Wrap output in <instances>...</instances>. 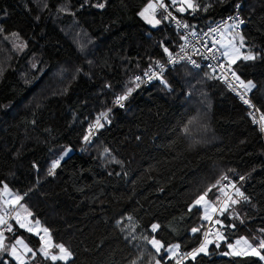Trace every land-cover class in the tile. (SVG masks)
Instances as JSON below:
<instances>
[{"label":"trees","instance_id":"16d2710c","mask_svg":"<svg viewBox=\"0 0 264 264\" xmlns=\"http://www.w3.org/2000/svg\"><path fill=\"white\" fill-rule=\"evenodd\" d=\"M209 1L186 14L171 5L201 29L241 0ZM149 2L0 0V54L13 37L20 41V51L3 68L0 57V186L20 192L33 218L73 255L65 262L44 257L38 235L15 225L10 238L22 235L37 254L31 262L10 258L9 264H153L157 259L176 264L178 253L168 259L165 248L179 245L190 253L205 240L202 209L189 208L225 175L233 181L245 177L239 189L247 200L213 219H220L216 224L226 238L219 249L212 244L207 254L181 264H264L253 255L223 254L227 241L246 236L258 245L259 236L264 239V137L245 106L209 70L183 63L136 89L124 108L103 121L95 140L80 149L88 127L118 95L128 93L135 73L163 58V46L171 49L181 40L164 14L153 25L140 15ZM242 13L241 33L257 58L240 59L234 68L240 79L253 81L252 96L264 113V0H243ZM70 27L91 43L87 57L94 66L72 80L71 72L63 75L61 93L41 92L56 89L58 84L47 81L53 83L50 74L61 65L86 66ZM204 97L211 131L193 140L190 118L194 103L200 105ZM67 147L73 151L61 158ZM220 186L223 182L209 193L221 197L217 203L225 196ZM152 224L160 225L155 233ZM194 227L200 231L193 233ZM152 236L164 245L160 253L144 239Z\"/></svg>","mask_w":264,"mask_h":264},{"label":"rangeland","instance_id":"374dc122","mask_svg":"<svg viewBox=\"0 0 264 264\" xmlns=\"http://www.w3.org/2000/svg\"><path fill=\"white\" fill-rule=\"evenodd\" d=\"M169 1L171 2V4H173L172 0H169ZM201 1L204 2L203 5L200 4L199 0H192V3L197 5L196 9H198V7H201V8L204 7L205 8V7L208 6V3L210 2L209 0H201ZM214 1H218V0H214ZM173 5H174V8L176 10L180 6L185 7L186 10L184 12H181V13H184V14H186L187 12L192 10L191 8H188L186 4L181 5V0H177V3L173 4ZM143 12H144V17L146 18L147 22H149V20H153L154 21V19H156V17L150 15L148 13V11L145 12V9L143 10ZM150 24L153 25L154 22L150 23ZM226 30H227V35H228V38H229V42L231 41L235 45L236 48L240 49L239 59L236 60V63L240 59H244L243 58L244 55H248V54L255 55V53L251 49H247V46L245 44V39L243 38L242 41L240 40V38L242 36L240 37V35H237L238 32H236L234 30L232 23H228L226 25ZM72 31H74L72 36H74L76 38L78 44L83 48V51H84L83 54H84V57H85L86 66H84V68H81L80 65L77 66V65H74L73 63H66V64L61 65L54 72H52L50 74V76H51L50 79L53 80V83L51 84L49 81H47V84L51 85V87H53L56 84H58L56 89H54L53 91L50 92V90H46V89L42 88L41 92L44 91L45 93H48L49 95H52L54 93H61V92L65 91V84H64L65 79L63 78V75H65L68 72H71V80H72L73 77L76 78L82 72H85L86 74H88L87 72H90L91 69L93 68V66H94L93 65V59L87 57V54L90 53L91 49H92L91 48V43L86 39L84 34L81 32V30H74L73 28L70 27L69 28L70 34L72 33ZM239 34H242V33L240 32ZM229 42L226 45L223 46V51L224 52L225 51H229V52L232 53V56L235 57L237 55V53H235V51L229 46ZM241 44L243 45L242 47H241ZM5 45H6V47H5V50H4V54L3 53L0 54V57H4L3 60H2V63H1L2 64V68H3V65H7L8 62L10 61V59L17 52L20 51V41H19V39L17 37H13L11 42H6ZM4 59H5V63H3ZM225 59H226V61L228 63V58L225 57ZM235 64H231V65L229 64V65L234 67ZM2 68H0V71H1ZM205 76H206V79H208V80L212 79V77L210 75H208V76L205 75ZM66 80H69V79L66 78ZM243 82L246 84V81L243 80ZM43 86H44V83H43ZM137 87H139V84L133 79V84L131 86V89L133 90V89H135ZM127 92H128V90H127ZM203 103L205 104V107H206V103L207 102H206V98L205 97L202 99V102L200 103V105H197V104L194 103L195 107L197 106V108H196V111L194 112V114L192 115V117L190 118V122H189V126H188V129L190 131V136H191V138L193 140H197L199 138L206 137V136L209 135V133L211 131V129L209 127V120H210L209 113L203 107ZM93 104H95V103H93ZM190 104L193 106V103H190ZM80 149H82V148H80ZM72 151H73L72 148L67 147L66 150L61 154V158L67 157ZM55 160H58V158L55 159ZM225 176L229 177V175H225ZM229 180H231V179H229ZM221 182H223V186H224V180L221 181ZM5 185H7V184H4L3 186H0V217H3V219L5 220V216L3 214V208H8V209L14 210V216H13V220L10 222V226L13 229H15V225L19 224L21 226V224H23L24 225L23 227L25 229H28V230L31 229V232L34 233L35 235H38V237L40 239H41V237H44V240H41V244H40V247H39V252L44 257H47L50 260H52L51 256L50 255L49 256H45L43 254V252L41 251L45 241H49L50 240L52 244H63L66 248H68L70 250V248L66 244H64L62 242H60V243L55 242L53 237H52V234H51V232H50V230L48 228H47L48 232L45 233L43 230L46 227L43 226L39 220H36V219L33 218L32 212H31L29 206L24 201V196L20 192L10 188V186H8V185H7V189L8 190H7V192H5L4 191V186ZM233 185H235V187L239 188V186L237 185V182H234ZM223 186H220V187H223ZM227 188L231 192V194H228V195L232 196L233 198L237 199L238 201L240 199H242L239 196H236L235 189L233 187H231V185H229V187H227ZM230 188H233V190L231 191ZM227 193H228V191H227ZM16 196L21 197V199H20L18 204L15 203V197ZM220 199H221V197H220ZM206 200L208 201V205L209 206H206L205 204L202 203L200 208L202 209V220L204 222H206V226H207V224L213 218L215 219L216 216L222 215L220 213L219 209L224 206V201L226 200V197L223 196V198L220 201V203H217L218 199H213L212 196L210 194H208V196L206 197ZM214 208L216 209V211H213ZM228 209H227V211H228ZM227 211H225L224 214ZM29 213L31 215H29ZM203 213H204V215H203ZM205 215H208L210 217V219L205 220L203 218ZM37 221L39 222L38 224L36 223ZM218 221H220V219ZM3 225H4V223L0 224V228ZM125 226L132 232L133 226L131 225L130 222H127ZM217 233L222 235L224 237V239L221 240L220 237L217 235ZM217 233L213 235V238L211 240L212 243L208 244L207 251H206V253L202 252L203 254H207L209 252V249H210L212 244H216L217 248L219 249L223 245V242L226 241L225 240L226 239L225 235H224V233H223V231L221 229L218 230ZM1 234H2V236H0V240H2V242H3V247L0 248V261L3 259L4 264H9V259L10 258H14L17 261L24 262V263L27 262V261L31 262L32 259L35 258L36 254H37L36 251L32 249V247L29 245V243L26 241V239L22 235H18V236L14 237V238H10V234L11 233L2 232ZM259 238L262 239L263 236H259ZM245 240L248 241V244L245 243ZM17 241H21V243H17ZM237 241H239V243H237ZM229 244H231L233 246L232 249H229V247H228ZM249 244H251L253 246H256V247H258V245H259V244L258 245L254 244L246 236L238 237L232 242L231 241L230 242L227 241L226 242V246H225L224 251H223V254L224 253H230L228 255L236 256V255L231 254V252L233 250H235L237 252L247 251ZM172 246L173 245H170L169 247L165 248V249H169V251H165L166 253H168V259L173 258L172 257V253L170 251ZM199 247H197L196 249H198ZM13 249H15V255L12 254ZM28 249H32V251L29 252ZM258 250L263 255L262 249H258ZM58 251L59 250L56 249L55 247L49 248V252L52 253V254H57ZM199 254H201V253H199ZM72 256L70 257V259L72 258ZM17 257H19V259H17ZM257 257H259V256H257ZM157 260H160V259H157ZM60 261H62V260H60ZM67 261H69V260H67ZM63 262H65V261H63ZM32 264H38V263H32ZM153 264H156V261ZM161 264H162V262H161Z\"/></svg>","mask_w":264,"mask_h":264},{"label":"built area","instance_id":"2783aa9c","mask_svg":"<svg viewBox=\"0 0 264 264\" xmlns=\"http://www.w3.org/2000/svg\"><path fill=\"white\" fill-rule=\"evenodd\" d=\"M163 3L166 5L167 11H165L164 8H161L159 6L158 0H150L148 5L152 4L153 8L148 9V13L154 17H157L160 14H164L165 16H167L168 12L170 11L172 13V16L175 17V19L169 18V23L170 26L175 27L179 32L181 37L180 42L175 44L173 48H168V53L164 51L163 58L154 61L153 63L148 65L143 71H138L135 73L134 79L139 84V87L132 90L131 93L127 95V98L121 101V104L123 106H121V104L116 103L117 97L122 96L118 95L115 98V102L106 111L101 112L97 116V118L100 117V123L102 124L103 121L109 116V114L114 111V109L124 108L129 97L136 89L143 86L151 85L156 80L161 78L168 70H171L174 67L179 66L183 63H187L191 65L194 69L209 70L213 78L221 82L232 94H234L239 100V102H241L245 106L251 124L257 127L262 136L264 137V113L262 112L258 103L254 100L252 96L253 89H245L243 86H241L240 81L243 80L240 78L239 80H237L236 77L232 75V72L234 71L236 73V76H238L236 69L227 63L223 55V46L229 42L226 25L228 23H232L234 30L240 33L242 32L244 24L246 22L245 17L242 13L243 0L239 1L235 5L234 10L231 13L218 20L211 21L207 26L201 29H196L187 20H185L181 16H178L173 10L171 4L166 3L165 1H163ZM177 21H179L180 24H178ZM240 21H243V23H240ZM183 24H187L189 25V27H182L181 25ZM182 37L184 38L182 39ZM182 46L183 51L181 50ZM164 48L165 46H163V50ZM157 61H159V65H157ZM193 61L195 63H193ZM160 65L163 66L162 71ZM221 65H224V67L222 68ZM149 76H151V79H149ZM136 77H140V79L137 80ZM229 84H232L233 86L229 87ZM244 100H248L249 103H244ZM102 113H106L107 115L101 117ZM96 120L92 125L88 127L86 136H89L90 139L88 141L84 140L81 148L87 147L95 140L100 127L93 128L91 126L95 125ZM243 179L239 178L235 181L227 179L224 180V185H233L234 182H237V185L239 186L240 182ZM230 189L231 191L233 190V188ZM227 191L228 194H231L228 188ZM3 214L5 216L6 223H4V225L0 228V233L15 232V229L10 226V222L13 220L14 210L5 208L3 210ZM9 227H11V231L8 230ZM218 230V225L214 223L212 219L205 227L203 239H205L206 233L207 239H212L213 235L216 234ZM183 254H186V252L183 249H179L178 259H180L181 255ZM184 259H182L181 261H183Z\"/></svg>","mask_w":264,"mask_h":264},{"label":"snow or ice","instance_id":"6c2138e0","mask_svg":"<svg viewBox=\"0 0 264 264\" xmlns=\"http://www.w3.org/2000/svg\"><path fill=\"white\" fill-rule=\"evenodd\" d=\"M158 3H159V6L161 8H164L165 11H167V7L163 3V0H158ZM172 3L173 4H176L177 3V0H172ZM184 4H186L187 7L188 8H191L192 10H195L196 7H197V5H195V4L192 3V0H181V5H184ZM97 7L103 8L104 7V4L103 3H100V4L97 5ZM150 8H153V5L152 4H149L148 5V8L145 9V12L148 11V9H150ZM177 10L180 11V12H184L186 9L183 6H180ZM140 15L141 16H144V12H141ZM169 18L175 19V17L172 16V13L170 11L168 12L167 16L164 17V19H169ZM149 22L150 23H153L154 22V24H160L161 23V20L154 19V21L153 20H149ZM177 23L180 24L179 21H177ZM240 23H243V21H240ZM181 26L182 27H185V28L189 27V25H187V24H183ZM13 35H15V34H13ZM237 35H239V33H237ZM183 38L184 37H182V39ZM242 40H243V37H241V41ZM229 46L235 51V53H237V55L235 57H233L232 56V53L229 52V51H225L223 53V55L228 58V63L231 65V64H235L236 63V60L239 59L240 49L239 48H236L235 45L231 41L229 42ZM242 46L243 45L241 44V47ZM181 50L183 51V46H182V49ZM164 51L166 53H168V48L165 47L164 48ZM243 58L245 60H253V59H256L257 57L255 55L248 54V55H244ZM156 63H157V65H159V61H157ZM193 63H195V62L193 61ZM160 67H161V71H162L163 70V66L160 65ZM221 67L223 68L224 65H221ZM146 75H147V73H146ZM232 75L234 77H236L237 80H239V77L236 76V73L234 71L232 72ZM136 79L139 80L140 77H136ZM149 79H151V76H149ZM240 84L245 89L251 88L253 86L251 81H248L247 84H245L243 81H240ZM232 86H233L232 84H229V87H232ZM131 91H132V89L129 88L128 89V93H126L125 95H122V96H118L117 99H116V103L117 104H121V101L125 100L127 98V95L131 93ZM242 99H243V97H242ZM244 103L247 104V103H249V101L248 100H244ZM121 106H123V105L121 104ZM106 115H107L106 113H102L101 114V117H104ZM102 126L103 125L100 123V117H98L97 120H96L95 125H93L91 127L98 128V127H102ZM89 139H90L89 136H85L84 137V140L85 141H88ZM59 163H60V160L59 159L52 162L51 169L49 171V174L50 175L53 174L55 168L59 165ZM227 179H228L227 176H222L220 178V180H218L216 182V184L212 185L203 194H201V195L198 196V198L194 201L193 205L190 206L189 210L191 211L194 207H196L198 205H201L202 203L205 204L206 206H209L208 205V201L206 200V197L208 196V194L214 188H217V186L221 184V181L227 180ZM241 179H243V177H241ZM227 187H229V185H224L223 187H219L218 188V191L221 192V193H223L225 195V197H226V200L224 201V206L219 209V211H220L221 214H223L225 211H227V209L229 207H231V205H235V204H237L239 202L237 199H235L232 196L228 195V193L226 191ZM231 187H233L235 189L236 196H239L240 198H242L244 200H247V197L244 195L243 192L240 191L239 188L235 187V185H231ZM7 190H8L7 189V185H5L4 186V191L7 192ZM20 199H21V197L16 196L15 197V203L18 204L19 201H20ZM217 199L219 200V197ZM213 211H216V209L214 208ZM29 215H31V214L29 213ZM203 218L205 220L210 219V217L208 215H205ZM3 223H6V221L3 219V217H0V224H3ZM36 223L38 224L39 222L37 221ZM216 223H220V221H216ZM23 226L24 225L21 224V227H23ZM159 227H160V225H158V224H152L151 225V232L155 233L158 230ZM8 230L11 231V227H9ZM29 231H31V229H29ZM43 231L45 233H47L48 232V229L45 228ZM191 231L193 233H196V232L200 231V229L194 227V228H192ZM261 231H264V229H262ZM217 235L220 237L221 240L224 239V237L222 235H220L219 233H217ZM0 236H2V234H0ZM144 239L147 240V242L149 244H151L155 248L156 253H160L161 249L164 248V245L158 239H156L155 236H152L150 239L148 237H144ZM41 240H44V237H41ZM17 243H21V241H17ZM210 243H212V241L207 239V233H206L205 234V240L203 241V243H201L200 247L198 249L193 250V252H190V253H186V254L181 255V258L176 261V264H181V260L184 259V258L191 257L192 259H195V257L199 253H202V252L203 253H206L207 246ZM237 243H239V241H237ZM245 243L248 244V241L245 240ZM2 247H3V242H2V240H0V248H2ZM51 247H55L56 249H58L59 250L58 253L57 254L50 253L49 252V248H51ZM179 247H180L179 245H173L171 247L170 251L172 253V257H175L177 255L178 250H179ZM228 247H229V249H232L233 248V246L231 244H229ZM258 249H264V239H261L259 241L258 247L249 244L247 251L237 252V251L233 250L231 252V254H233V255H253V256H259L261 260H264V255H262L261 252ZM28 251L31 252L32 249H28ZM41 251L43 252V254L45 256H49L50 255L52 261H54V262L57 261V260L67 261L72 256V252L68 248H66L63 244H52L50 240L49 241H45V243H44ZM165 251H169V249H165ZM12 254L15 255V249H13ZM224 254L225 255H228L230 253H224ZM17 259H19V257H17ZM134 264H135V262H134ZM156 264H161V261L160 260H156Z\"/></svg>","mask_w":264,"mask_h":264},{"label":"crops","instance_id":"0c3cea01","mask_svg":"<svg viewBox=\"0 0 264 264\" xmlns=\"http://www.w3.org/2000/svg\"><path fill=\"white\" fill-rule=\"evenodd\" d=\"M240 35V37L242 36V34H239ZM243 37V36H242ZM240 40H241V38H240ZM248 81H251V80H248ZM248 81H246V84H247V82ZM252 82V87H251V89H253L254 88V83H253V81H251ZM199 207H201V205H198ZM3 209H5V208H3ZM203 215H204V213H203ZM214 219V218H213ZM19 225V224H18ZM20 226V225H19ZM21 227V226H20ZM23 229H25L24 227H22ZM28 230V229H27Z\"/></svg>","mask_w":264,"mask_h":264},{"label":"clouds","instance_id":"9594fccd","mask_svg":"<svg viewBox=\"0 0 264 264\" xmlns=\"http://www.w3.org/2000/svg\"><path fill=\"white\" fill-rule=\"evenodd\" d=\"M164 1V0H163ZM14 233V232H13ZM13 233H11V234H13Z\"/></svg>","mask_w":264,"mask_h":264}]
</instances>
